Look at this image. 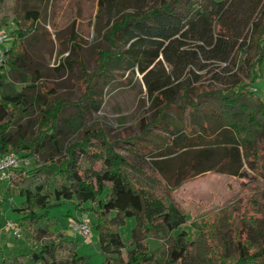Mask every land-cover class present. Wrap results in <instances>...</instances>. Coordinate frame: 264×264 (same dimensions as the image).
<instances>
[{
  "label": "trees",
  "instance_id": "obj_1",
  "mask_svg": "<svg viewBox=\"0 0 264 264\" xmlns=\"http://www.w3.org/2000/svg\"><path fill=\"white\" fill-rule=\"evenodd\" d=\"M45 2L0 0V30L14 23L13 41L0 59V156L18 152L34 159L31 167L15 168L9 181L22 197L12 209L21 215L23 236L41 243L31 252L0 258V264H91L80 253L81 237L69 238L64 229L50 235L59 220L48 208L64 201L92 214L104 254L100 264H264V206L258 205L264 190L251 197L259 216L227 208L218 222H194L196 239L185 229L158 247L149 239L187 223L185 209L168 195L188 179L207 172L245 177L246 167L264 174V98L253 89L264 79V0H100L108 24L99 32L111 46L97 47L92 72L78 59L85 87L74 101L54 96L53 89L47 94L42 71L31 69L27 40L38 32ZM74 28L72 54L60 60L62 67L82 50ZM202 58L232 61L247 77L219 87L199 83L195 66ZM8 72L15 81H6ZM137 73L152 113L140 117V136L114 142L85 126L81 137L67 139L70 106L97 105L101 81L135 88L131 77ZM17 81L30 83L19 91ZM31 105L40 113L32 133L31 120L23 122ZM122 143L133 144L148 166L117 151ZM132 217L137 224L128 247L122 228Z\"/></svg>",
  "mask_w": 264,
  "mask_h": 264
},
{
  "label": "rangeland",
  "instance_id": "obj_2",
  "mask_svg": "<svg viewBox=\"0 0 264 264\" xmlns=\"http://www.w3.org/2000/svg\"><path fill=\"white\" fill-rule=\"evenodd\" d=\"M108 17L104 15L100 7V0H46L42 7V18L37 27L38 32L32 34L27 40L33 65L31 69L42 71L47 94L48 90H55L54 96L65 98L71 101L81 97L85 84L83 82V69L79 63L81 57L87 64L89 71H93L96 64L99 46H111L99 29L107 26ZM244 23L237 20L235 24ZM74 24V25H73ZM73 26L82 40V50L80 56H73L71 63L66 62L61 66L60 60L70 56L71 49L69 38ZM14 28L13 21L4 26L9 37L4 47L11 45L13 36L11 31ZM244 26L239 28L241 36ZM1 63V60H0ZM205 65L202 70L200 65ZM196 72L201 75L199 83L214 84L217 87L226 86L233 82L246 79L245 71L239 69L234 62L201 59V63L195 66ZM37 74V73H35ZM18 77L19 74H15ZM6 81H15L8 72ZM135 88L126 85L120 80H112L111 85L100 83L101 98L97 105L91 104L70 106L66 112V117L70 118L73 126L67 129V139L72 141L82 136L85 126L94 130H102L112 141L119 142L125 136H140L142 133L140 117L146 111L147 116H151V101L147 96V87L140 73L133 77ZM205 78V79H204ZM19 91L24 90L28 83L17 81ZM32 82V81H31ZM196 82L193 79L192 86ZM227 84V85H228ZM38 88V87H37ZM259 89L258 93L264 98V79L258 80L253 89ZM98 106V107H97ZM81 109V112L79 111ZM20 114L18 111H16ZM39 110L31 105L29 115L23 117V122H31V133L37 132L36 119L40 117ZM16 119V118H15ZM78 121H81L79 126ZM81 128H83L81 130ZM152 137L157 138L155 136ZM96 140V139H95ZM124 145V146H122ZM116 145V150L126 155L130 160L138 165L148 166V160L142 153L137 151L133 144L127 143ZM18 153V152H16ZM34 159H31V167ZM97 166H100L98 163ZM246 176L220 174L217 172H207L197 177L188 179L183 186L170 193L168 201L175 202L185 209L189 215L187 223L172 233H158L151 236V247H158L168 236L176 234L181 230L188 231L189 239H196L199 235V228L194 222L201 223L203 220L210 223L218 222L221 212L225 209L235 208L239 216L260 215L257 206H264V200H260L258 205L251 201L253 195L264 190V174L261 169L254 171L245 168ZM19 188L10 185L7 180L0 177V258L11 256L22 252H31L40 246L39 241H27L25 237H17L14 229L8 227L7 222L14 220L16 226L20 225L21 215L15 212L12 207L22 202ZM88 203L86 206H90ZM50 216H55L59 220L56 228L50 229V235L56 236L58 230H65L69 238H79L80 234L72 227V221H79L82 215H86L92 222V214L84 209H77L71 202L61 203L48 208ZM72 215H69L71 214ZM135 217L128 220L122 228V234L128 247L131 246V232L136 226ZM209 242L212 240L209 237ZM80 253L90 258L91 264H100L104 259L101 251V244L97 233L93 230L92 238L86 241L80 240Z\"/></svg>",
  "mask_w": 264,
  "mask_h": 264
},
{
  "label": "built area",
  "instance_id": "obj_3",
  "mask_svg": "<svg viewBox=\"0 0 264 264\" xmlns=\"http://www.w3.org/2000/svg\"><path fill=\"white\" fill-rule=\"evenodd\" d=\"M9 37V34L1 29L0 30V59L4 57L5 53V43ZM31 163V158L23 157L20 153L16 152H7L0 156V176L5 179L9 178L12 174V171L15 168H19L22 166H28ZM9 228L14 229V233L17 237H23L22 228L20 225L15 224L14 220H9L7 222ZM72 227L80 234L82 241L89 240L92 238L93 229L91 226V222L86 215H82L81 220L72 221Z\"/></svg>",
  "mask_w": 264,
  "mask_h": 264
},
{
  "label": "crops",
  "instance_id": "obj_4",
  "mask_svg": "<svg viewBox=\"0 0 264 264\" xmlns=\"http://www.w3.org/2000/svg\"><path fill=\"white\" fill-rule=\"evenodd\" d=\"M1 177V176H0ZM2 178V177H1ZM5 180H7V178H5ZM71 214H72V212H71Z\"/></svg>",
  "mask_w": 264,
  "mask_h": 264
}]
</instances>
